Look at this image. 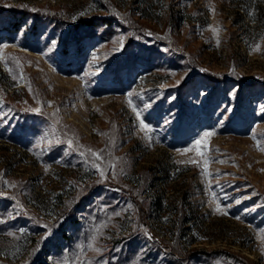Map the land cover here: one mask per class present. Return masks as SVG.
Masks as SVG:
<instances>
[{"label":"rangeland","instance_id":"obj_1","mask_svg":"<svg viewBox=\"0 0 264 264\" xmlns=\"http://www.w3.org/2000/svg\"><path fill=\"white\" fill-rule=\"evenodd\" d=\"M110 1L148 27L112 23L68 73L56 63L68 26L43 27L33 43L0 32V264H264V0ZM22 5L68 23L107 14L101 0H0ZM131 37L142 57L120 87L109 67ZM247 77L262 85L242 91ZM143 193L147 240L73 237L55 217L91 196L104 207Z\"/></svg>","mask_w":264,"mask_h":264},{"label":"trees","instance_id":"obj_2","mask_svg":"<svg viewBox=\"0 0 264 264\" xmlns=\"http://www.w3.org/2000/svg\"><path fill=\"white\" fill-rule=\"evenodd\" d=\"M103 7L107 9L105 16H91L83 19L76 23H68V20L63 17L59 12L42 6L40 8H33L26 5L15 6V7H0V32L4 33V36L11 38L12 34H16L21 31L22 36L28 42H34L41 32L43 27L50 28L51 30H60L64 26H68L67 31L64 33L62 38V52L60 59L56 62L58 69L64 73L70 72V66L75 64L76 67L80 66V59L78 58L81 54L80 45L85 39H92L96 35H100L101 38H107L116 31L110 27L112 23H118L124 28L136 30L137 33H143L145 23H137L134 19L126 17L120 13L110 0H101ZM97 20H101L105 23L99 26ZM30 22V24H29ZM148 27V25H147ZM133 38L128 40V52L126 56L119 57L113 62V66L109 67V71H113L112 79L116 82L117 86L122 87L124 85L121 78L122 73H130L133 68L140 64L139 58L142 56L133 51ZM77 52V56L70 55L68 52ZM77 60L75 61L76 58ZM139 62V63H138ZM142 65L150 64L149 57L141 61ZM205 77L210 80L218 79L221 74H216L209 71L202 72ZM225 80V78H223ZM223 80V81H224ZM229 81H225L228 83ZM241 88H251L255 83L262 85L258 80L250 77L241 79ZM245 91V90H244ZM39 264V263H38Z\"/></svg>","mask_w":264,"mask_h":264},{"label":"crops","instance_id":"obj_3","mask_svg":"<svg viewBox=\"0 0 264 264\" xmlns=\"http://www.w3.org/2000/svg\"><path fill=\"white\" fill-rule=\"evenodd\" d=\"M118 190L119 192L114 194L121 196L122 193H127L126 188L122 189L120 187ZM142 196L144 199H138V201H133L132 203L118 197L115 198L113 203L106 204L104 207V203H102L97 195L91 196L88 202L85 201L83 203L84 205L80 212H75V210L70 207L65 213L57 214L58 216L55 217L57 220L62 215H65L62 220L65 222L66 230L71 233L73 237L75 233L78 232L79 228L81 229L83 237H89V239H93L102 229H106L109 234H117L119 236L130 231V233H133V236L137 238L142 236L147 240L146 229L142 227L141 223L142 220L145 219V213H147L148 209L151 211L153 201L148 200L145 193H143ZM108 208H110V210H108ZM102 210L107 213L105 220L100 217V214L103 213ZM117 213H119V215H117ZM151 244L155 246L157 252L164 249L161 241L151 240L150 245ZM130 245L133 244L130 242L128 244L117 245V247L120 246L117 249L122 251L123 248H128Z\"/></svg>","mask_w":264,"mask_h":264},{"label":"snow or ice","instance_id":"obj_4","mask_svg":"<svg viewBox=\"0 0 264 264\" xmlns=\"http://www.w3.org/2000/svg\"><path fill=\"white\" fill-rule=\"evenodd\" d=\"M213 31L215 32V31H217V30H216V29H213ZM120 41H121V44H122L123 37L120 38ZM254 50L259 51V45H257L256 48H255ZM137 115H138V118H139V114H137ZM140 126H141V129L144 130L145 132L150 131V129L148 128V125H146V124L143 122V120L140 121ZM212 135H213V133H211V132H206V133L204 134V138H202L201 140H197V141H196V145H194V148H195L196 146L200 145L201 143H206L207 138H208V137H211ZM49 143H50V142H49ZM192 150H193V149H186V150H184V151H192ZM93 156H95L97 159L100 158L99 155H98L97 153H93ZM192 162L195 163V161H192ZM206 165H207V161H205V166H206ZM100 175L103 177V176H104V172L101 171V172H100ZM237 202H239V201H237ZM216 211H217V212H222V209L220 208L219 205H217ZM224 214H226V213H224ZM117 215H119V213H117ZM237 219H239V217H237ZM49 232H50V230H49ZM262 238H264V233H262Z\"/></svg>","mask_w":264,"mask_h":264}]
</instances>
